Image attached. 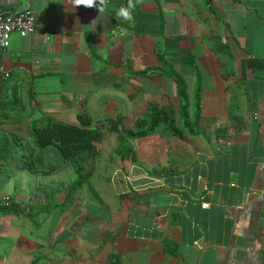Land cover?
Here are the masks:
<instances>
[{
	"label": "crops",
	"instance_id": "1",
	"mask_svg": "<svg viewBox=\"0 0 264 264\" xmlns=\"http://www.w3.org/2000/svg\"><path fill=\"white\" fill-rule=\"evenodd\" d=\"M99 2L0 0L35 13L0 57V264H264V0ZM198 88L204 134H124L194 119ZM83 113L102 137L74 188L32 127Z\"/></svg>",
	"mask_w": 264,
	"mask_h": 264
},
{
	"label": "trees",
	"instance_id": "2",
	"mask_svg": "<svg viewBox=\"0 0 264 264\" xmlns=\"http://www.w3.org/2000/svg\"><path fill=\"white\" fill-rule=\"evenodd\" d=\"M160 60L162 63L163 75H171L174 77L179 86V93L184 99H187L186 84L182 77V74L175 71L173 67L166 61L160 54ZM196 97L198 105L196 107V113L194 119H191L188 112L187 103L182 106V112L184 113V125L188 129L190 134L198 135L204 134L205 130L199 125L200 119V107H199V88L196 91ZM150 120L145 129L132 130L124 129V134L128 138H138L154 133L161 124H165V128L171 134L183 137V131L176 125L175 119L168 115H162L157 108H151ZM78 123H68L51 118H47L39 123L33 124V141L34 147H57L64 157V160L70 164L76 175L74 182V188H79L83 180L86 178L85 170L86 165L91 157L92 153L96 150V143L101 140L102 130L100 126H94L92 124L91 117L83 113L79 115ZM121 140H125L122 137ZM123 142V141H122ZM0 159H6L3 155V151H0ZM23 168L32 173H42L33 162L26 160L22 164ZM55 168V167H54ZM16 211L12 207H0V212Z\"/></svg>",
	"mask_w": 264,
	"mask_h": 264
},
{
	"label": "built area",
	"instance_id": "3",
	"mask_svg": "<svg viewBox=\"0 0 264 264\" xmlns=\"http://www.w3.org/2000/svg\"><path fill=\"white\" fill-rule=\"evenodd\" d=\"M35 31V13L32 9L21 11L0 10V57L11 45L13 34L25 37ZM3 67L0 62V71ZM8 75V74H6ZM208 206V203H204Z\"/></svg>",
	"mask_w": 264,
	"mask_h": 264
},
{
	"label": "rangeland",
	"instance_id": "4",
	"mask_svg": "<svg viewBox=\"0 0 264 264\" xmlns=\"http://www.w3.org/2000/svg\"><path fill=\"white\" fill-rule=\"evenodd\" d=\"M191 118L193 119V116H192ZM174 119H175V117H174ZM176 124L179 125L178 127H179L181 130H183L184 132H186L187 134H189V131H188V129L185 127L183 121H179V123H176ZM165 126H166L165 124H161V125L159 126L160 128H158V130H159L158 132L160 133L161 131H166L167 129L165 128ZM156 132H157V131H156ZM103 147H106V146H103ZM19 152H20V151H19ZM18 158H21V157H18ZM20 174H21L22 177H24L25 175H27L28 177H29L30 175H32V176H30V177H32V179H33L34 181H37V179H38V176H37V175L30 173L28 170H22V172H21ZM68 174H69V175H68ZM66 176H67V177H66ZM66 176H65V178H67V180H70L71 177L74 176V172H73V170L67 171ZM67 182H68V181H67ZM4 184L7 185V182H4V183H3V186H4Z\"/></svg>",
	"mask_w": 264,
	"mask_h": 264
},
{
	"label": "clouds",
	"instance_id": "5",
	"mask_svg": "<svg viewBox=\"0 0 264 264\" xmlns=\"http://www.w3.org/2000/svg\"><path fill=\"white\" fill-rule=\"evenodd\" d=\"M96 2H97V0H95V2H94V0H84L83 4L84 5H88V6H92V5L96 4ZM102 2H103V0H100L99 5L102 4ZM79 4L80 3H77L76 5H79ZM133 7H134V5L131 3V0H130L128 6L127 7H123L122 6L119 9L117 15L119 17H122V18L126 19V20H130L132 18V9H133ZM100 10H102V9L100 8Z\"/></svg>",
	"mask_w": 264,
	"mask_h": 264
},
{
	"label": "water",
	"instance_id": "6",
	"mask_svg": "<svg viewBox=\"0 0 264 264\" xmlns=\"http://www.w3.org/2000/svg\"><path fill=\"white\" fill-rule=\"evenodd\" d=\"M226 146H228V144L223 145V147H226Z\"/></svg>",
	"mask_w": 264,
	"mask_h": 264
}]
</instances>
